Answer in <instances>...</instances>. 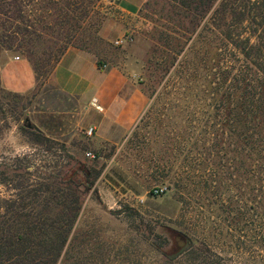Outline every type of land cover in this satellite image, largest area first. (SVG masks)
<instances>
[{
  "label": "rangeland",
  "instance_id": "374dc122",
  "mask_svg": "<svg viewBox=\"0 0 264 264\" xmlns=\"http://www.w3.org/2000/svg\"><path fill=\"white\" fill-rule=\"evenodd\" d=\"M180 1L144 0L127 13L119 0H98L70 40L54 15L40 20L34 2L22 17L0 13V73L11 56H30L40 83L54 57L74 47L135 74L146 98L118 144L92 148L76 136L63 148L62 141L36 135L28 109L38 85L20 94L0 80V197L27 177L23 166L55 175L76 171L81 162L78 176L94 179L59 264H253L262 252L264 180L259 174L255 182L248 147L237 150L243 138L220 125L219 94L204 85L200 62L207 57L216 65V39L210 37L209 48L193 43L199 28L189 33L194 25ZM17 26L27 31L18 34ZM122 37L128 39L115 45Z\"/></svg>",
  "mask_w": 264,
  "mask_h": 264
},
{
  "label": "trees",
  "instance_id": "16d2710c",
  "mask_svg": "<svg viewBox=\"0 0 264 264\" xmlns=\"http://www.w3.org/2000/svg\"><path fill=\"white\" fill-rule=\"evenodd\" d=\"M97 1L0 0V13L3 11L7 18L14 13L22 17L24 7L34 2L43 13L40 20L54 15L55 24L66 30L67 40H70L72 31L80 27ZM180 2L187 8L186 15L194 25L189 33L192 35L199 28L193 43L195 39L201 40L209 48L212 46L210 37L216 39V65L206 63L207 57L200 58V62L205 63L201 66L205 71L204 85L219 94L216 107L217 115L222 116V129L243 138L237 150L243 151L244 145L248 147L255 182L259 174L264 180V0ZM21 30L26 32L27 28L17 26L15 32L19 34ZM9 41H4L9 45L3 43L5 49L13 47ZM187 49L192 50V44ZM63 50L54 57L48 73ZM186 57L184 53L178 64L186 61ZM28 61L37 77L38 62L36 64L30 56ZM36 135L49 139L41 131ZM64 143L61 146L66 148ZM82 165L80 162L76 171L58 170L55 175L51 172H39V175L38 171L34 174V169L22 165L27 177L15 184L14 192L8 197H0V264H59L63 256L68 257L69 235L79 214L82 196L94 182L87 176H78V171H84ZM261 250L256 251L257 261L253 264H264V247Z\"/></svg>",
  "mask_w": 264,
  "mask_h": 264
},
{
  "label": "crops",
  "instance_id": "0c3cea01",
  "mask_svg": "<svg viewBox=\"0 0 264 264\" xmlns=\"http://www.w3.org/2000/svg\"><path fill=\"white\" fill-rule=\"evenodd\" d=\"M143 2L119 0V7L136 13ZM120 32L117 29L116 35ZM98 59L89 51L69 47L38 83L31 63L11 56L1 68L0 80L5 89L20 94L38 85L28 114L47 137L67 143L80 136L92 148L116 145L142 115L146 98L135 74L105 61V57L100 63ZM90 127L93 131L87 136L85 131Z\"/></svg>",
  "mask_w": 264,
  "mask_h": 264
},
{
  "label": "built area",
  "instance_id": "2783aa9c",
  "mask_svg": "<svg viewBox=\"0 0 264 264\" xmlns=\"http://www.w3.org/2000/svg\"><path fill=\"white\" fill-rule=\"evenodd\" d=\"M128 39V37H122V38H119V39H116L114 41L115 45H121L122 43L126 42V40ZM102 67H105V65L103 64ZM92 131H93V128H88L86 131H85V134L87 136H90L92 134ZM89 155H91L90 152H88ZM93 156V155H91ZM154 193H160L163 191V188H155L154 190Z\"/></svg>",
  "mask_w": 264,
  "mask_h": 264
}]
</instances>
